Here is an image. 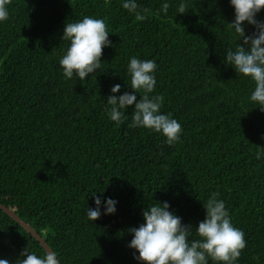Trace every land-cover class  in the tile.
<instances>
[{
  "label": "trees",
  "instance_id": "1",
  "mask_svg": "<svg viewBox=\"0 0 264 264\" xmlns=\"http://www.w3.org/2000/svg\"><path fill=\"white\" fill-rule=\"evenodd\" d=\"M163 2L138 0L143 20L122 0L8 2L0 23V203L60 264H137L128 229L144 222L148 205L168 202L195 229L213 192L245 233L237 264H264V111L249 100L252 82L224 63L237 43L228 27L234 9L229 0H168L165 15ZM84 16L105 21L111 46L84 82L67 80L58 63L68 43L63 29ZM256 19L264 21V9ZM244 25L246 35L255 31ZM133 56L156 62L149 95L164 96L161 112L181 124L179 142L130 127L134 105L119 126L109 120L111 87L121 85L116 95L133 91L126 72ZM93 193L118 201L115 214L89 221ZM26 248L45 255L0 211V259L19 264Z\"/></svg>",
  "mask_w": 264,
  "mask_h": 264
},
{
  "label": "clouds",
  "instance_id": "2",
  "mask_svg": "<svg viewBox=\"0 0 264 264\" xmlns=\"http://www.w3.org/2000/svg\"><path fill=\"white\" fill-rule=\"evenodd\" d=\"M8 2L0 0V23L9 18ZM229 3L234 9V20L228 27L237 43L225 49L224 63L252 82L249 100L264 111V21L256 19L264 9V0H229ZM121 7L134 14L137 20L145 19L146 10L138 0H122ZM169 7L168 0H164L158 12L167 15ZM184 12V5L180 4L177 13ZM244 22L255 27L251 35H246ZM109 33L103 19L91 16L65 24L62 39L68 43L58 63L67 80L75 78L84 82L86 76L101 68L102 49L111 46ZM156 69L154 60L131 57L126 72L133 91L116 95L121 85H113L112 95L106 99V114L119 126L126 119L125 109L134 105L129 126L159 133L172 145L180 141L182 127L170 114L161 112L163 95H149L157 83ZM141 91L143 95L137 101L136 93ZM260 157L261 153H257V158ZM219 197L218 192H213L204 201L205 218L195 229L183 224L182 218L169 210L168 202L148 205L142 213L144 222L128 229L132 239L127 246L134 250L137 264H237L246 247L245 233L234 226L225 201ZM93 200L95 207H88L86 211L89 221L94 222L102 214H115L118 201L105 198L102 202L95 193ZM21 256L26 258L19 260V264H60L57 254L51 250L38 256L26 248ZM0 264L11 262L0 259Z\"/></svg>",
  "mask_w": 264,
  "mask_h": 264
},
{
  "label": "water",
  "instance_id": "3",
  "mask_svg": "<svg viewBox=\"0 0 264 264\" xmlns=\"http://www.w3.org/2000/svg\"><path fill=\"white\" fill-rule=\"evenodd\" d=\"M0 211L8 216L11 220L17 223L26 233H28L42 248L44 253L51 250L45 241L24 221H22L16 214H14L10 209L6 208L0 203Z\"/></svg>",
  "mask_w": 264,
  "mask_h": 264
},
{
  "label": "bare ground",
  "instance_id": "4",
  "mask_svg": "<svg viewBox=\"0 0 264 264\" xmlns=\"http://www.w3.org/2000/svg\"><path fill=\"white\" fill-rule=\"evenodd\" d=\"M12 124V123H11Z\"/></svg>",
  "mask_w": 264,
  "mask_h": 264
}]
</instances>
